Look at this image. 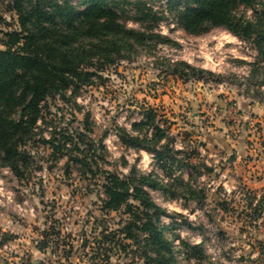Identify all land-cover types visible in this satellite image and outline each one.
Returning a JSON list of instances; mask_svg holds the SVG:
<instances>
[{
    "label": "rangeland",
    "instance_id": "rangeland-1",
    "mask_svg": "<svg viewBox=\"0 0 264 264\" xmlns=\"http://www.w3.org/2000/svg\"><path fill=\"white\" fill-rule=\"evenodd\" d=\"M146 1L163 16L156 32L173 43L136 46L75 100L49 99L44 111L48 124L40 122L36 131L48 138L54 126L82 129L88 113L89 136L96 142L103 138L107 150L100 168L125 175L135 165L141 172L158 174L149 153L124 147L115 134L116 125L130 128L140 106L154 107L170 124L177 148L183 145L190 152L197 146L199 158L191 160L212 168L194 170L196 181L187 170H175L206 192L201 201L189 199L181 188L175 199L151 192L167 213L164 233L174 244L177 264H258L264 250V211L255 223L259 208L246 205L253 200L264 208V57L221 27L187 34L169 12L167 0ZM5 3L0 0L1 10L12 22ZM238 15L250 18L252 12L240 8ZM128 26L143 28L135 21ZM172 61L211 71L221 81L207 77L205 82H183L170 73ZM27 148L32 163L24 179L0 167V264H141L120 252L106 259L97 249L100 231L115 228L119 220L117 214L100 211L97 179L82 176L78 166H67L66 158L41 141ZM42 241L48 245L40 251ZM181 241L200 245L206 257H191Z\"/></svg>",
    "mask_w": 264,
    "mask_h": 264
},
{
    "label": "trees",
    "instance_id": "trees-1",
    "mask_svg": "<svg viewBox=\"0 0 264 264\" xmlns=\"http://www.w3.org/2000/svg\"><path fill=\"white\" fill-rule=\"evenodd\" d=\"M167 5L187 34L202 35L221 27L251 43L257 55L264 57V0H167ZM5 7L13 19L9 22L0 6V167L24 179L32 163L27 146L41 141L59 158H66L67 166H78L82 176L97 179L100 211L119 215L115 228L106 226L100 231L97 249L106 259L120 252L141 264H177L174 244L164 233L167 213L151 192L161 191L175 199L181 188L189 199H204L206 192L190 180L196 181L194 170L211 172L212 168L191 160L199 158L197 146L190 152L183 145L177 148L170 124L147 104L140 106L129 129L116 125L115 134L124 147L149 153L158 174L141 172L135 165L125 175L100 168L107 150L103 138L96 142L89 136L92 124L88 113L82 129L57 130L54 126L48 138L36 131L40 122L48 124L44 111L49 99L75 100L84 87L102 79L106 68L131 56L136 46L173 43L156 32L163 16L146 0H6ZM240 8L250 9L252 16L238 15ZM129 21L143 28L130 27ZM168 69L183 82L221 81L213 72L183 61H172ZM175 170H187L190 180ZM246 206L254 211L259 208L254 217L257 223L264 208L253 205V200ZM181 244L191 257H206L200 245ZM47 245L42 241L38 249ZM261 251L258 264L264 256Z\"/></svg>",
    "mask_w": 264,
    "mask_h": 264
},
{
    "label": "clouds",
    "instance_id": "clouds-1",
    "mask_svg": "<svg viewBox=\"0 0 264 264\" xmlns=\"http://www.w3.org/2000/svg\"><path fill=\"white\" fill-rule=\"evenodd\" d=\"M250 14V13H249Z\"/></svg>",
    "mask_w": 264,
    "mask_h": 264
}]
</instances>
